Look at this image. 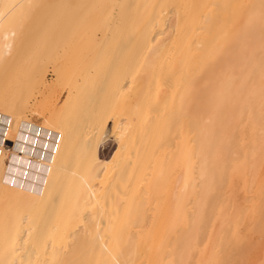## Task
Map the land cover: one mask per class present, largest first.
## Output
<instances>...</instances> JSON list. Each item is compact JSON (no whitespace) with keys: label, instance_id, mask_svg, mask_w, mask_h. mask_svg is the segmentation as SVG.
Instances as JSON below:
<instances>
[{"label":"bare ground","instance_id":"6f19581e","mask_svg":"<svg viewBox=\"0 0 264 264\" xmlns=\"http://www.w3.org/2000/svg\"><path fill=\"white\" fill-rule=\"evenodd\" d=\"M0 113L59 134L41 191L0 171V264H249L264 236V0H0Z\"/></svg>","mask_w":264,"mask_h":264},{"label":"crops","instance_id":"0c3cea01","mask_svg":"<svg viewBox=\"0 0 264 264\" xmlns=\"http://www.w3.org/2000/svg\"><path fill=\"white\" fill-rule=\"evenodd\" d=\"M11 118L0 113V171L12 187L39 192L43 189L59 134L39 123L22 121L14 138L8 136Z\"/></svg>","mask_w":264,"mask_h":264},{"label":"rangeland","instance_id":"374dc122","mask_svg":"<svg viewBox=\"0 0 264 264\" xmlns=\"http://www.w3.org/2000/svg\"><path fill=\"white\" fill-rule=\"evenodd\" d=\"M113 56L114 55H112V54H110V55H108L107 56V58H106V61H105V63H104V65L99 69V70H97L96 72H93L92 74V78L93 79H99L100 81L101 80H103L104 78H102V77H105L106 76V74L108 75L109 74V72H110V70H111V68L113 67L112 65V62H113V60H115V57L113 58ZM128 65V64H127ZM130 65V64H129ZM126 66L127 68L129 67H131L130 69H132V65L131 66ZM111 67V68H110ZM108 70H109V72H108ZM152 71V69L151 68H149V69H147L145 72H144V74H145V77H146V82L144 81L143 83H144V85H145V83H147L146 85H148V86H150L149 85V82H150V84L153 82V76L150 74V72ZM107 77V76H106ZM174 79V78H173ZM169 80V82H170V84L167 82V80L166 79H162L161 80V83H160V86H161V88H164V87H166V86H168L169 88H170V90L171 91H176L175 90V88H177V87H173V86H175L177 83H175V81H177L178 82V78L174 81V80ZM148 80V81H147ZM174 83V84H173ZM143 85V86H144ZM146 85H145V87H146ZM173 85V86H172ZM172 86V87H171ZM87 91H88V93H89V91H91L90 89H87ZM109 100V99H108ZM107 99H106V101H108ZM155 100V99H154ZM86 101V100H85ZM87 102H89V99H87ZM104 102H105V99H104ZM106 103V102H105ZM113 115H116V112H113L112 113ZM180 129V128H179ZM245 129H246V132H245V137L246 138H248L249 137V125L248 124H246L245 125ZM178 132H179V130H178ZM180 132H183V130L181 129V131ZM183 141H187V139H186V137H185V139H182ZM180 142H181V139L179 140ZM184 142V143H185ZM179 147H181V146H179ZM170 150V152H171V154H173V152H175V151H180V149H177L176 147L175 148H170L169 149ZM115 152H117V144L115 143V142H112V141H109V142H107V143H105L101 148H100V156L103 158V159H106V160H110L111 158H112V156H114L116 153ZM173 164H174V161H171V168H170V174H169V177H168V180H169V183L167 184V186L165 187V189H162V190H159V191H157L156 193H155V195L153 196V202H154V204H153V208H152V215L154 214V213H163L166 209L167 210H170V206H171V204H172V199H171V196H172V189H173V187H174V179L176 180V174H175V171H174V169H173ZM183 170V168H178L177 169V172H180V171H182ZM236 179H237V181H236V183H239L238 185H237V187L239 188V186H241V183H242V181H241V178H240V175L239 176H237L236 177ZM237 188V189H238ZM166 206V207H165ZM150 213H151V211H150ZM161 218H165L164 216H161ZM260 239V237H258V235H256L255 236V238L254 239ZM263 238H264V236H263ZM262 237H261V239L260 240H257V241H259L258 242V244H259V246H261V247H256L258 244H256L255 245V247H256V251H255V248L251 251V255L249 256V264L250 263H252V264H264V248H263V246H264V239H263ZM263 248V249H262ZM258 250H260L259 252H260V254H261V250H262V255H259L258 253ZM257 252V253H256ZM258 254V255H257ZM262 256V257H261ZM258 257H259V259L261 260H258ZM257 259V260H256ZM256 262H254V261ZM247 261V262H248ZM246 264V263H245Z\"/></svg>","mask_w":264,"mask_h":264}]
</instances>
